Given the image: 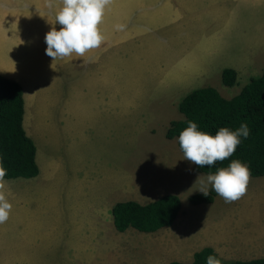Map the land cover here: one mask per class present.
Masks as SVG:
<instances>
[{
  "label": "rangeland",
  "instance_id": "1",
  "mask_svg": "<svg viewBox=\"0 0 264 264\" xmlns=\"http://www.w3.org/2000/svg\"><path fill=\"white\" fill-rule=\"evenodd\" d=\"M61 7L0 0V73L25 87L40 167L33 178H3L12 208L0 224V264H169L204 247L222 261L264 257V176L250 175L231 203L192 204L198 174L208 173L166 136L194 88L230 98L262 73L264 0H111L101 46L53 61L45 35L61 27ZM227 67L238 71L234 86L223 83ZM167 193L182 201L173 226L116 229L115 203Z\"/></svg>",
  "mask_w": 264,
  "mask_h": 264
},
{
  "label": "trees",
  "instance_id": "2",
  "mask_svg": "<svg viewBox=\"0 0 264 264\" xmlns=\"http://www.w3.org/2000/svg\"><path fill=\"white\" fill-rule=\"evenodd\" d=\"M222 80L227 86L236 85L238 71L225 68ZM179 110L185 118L171 121L166 133L169 139L178 140L188 121L197 123L199 130L212 135L222 127L234 131L241 123H247L250 129L249 137L241 138L231 157L216 162L211 168L195 166L198 172L215 173L217 169L227 167L232 160H239L249 167L250 175L264 176V69L261 74L251 76L241 91L230 98L224 97L214 86L194 88L181 99ZM25 113L23 85L0 73V165L6 169V179L33 178L40 173L37 146L24 126ZM216 196L215 191L210 190L208 197L197 192L189 199L195 205L211 204ZM181 209L180 196L167 193L146 204L136 200L119 201L111 211L115 227L120 232L129 228L157 232L173 226ZM209 255L215 256L221 264H264V257L222 261L212 247L197 251L192 262L172 261L169 264H206Z\"/></svg>",
  "mask_w": 264,
  "mask_h": 264
},
{
  "label": "clouds",
  "instance_id": "3",
  "mask_svg": "<svg viewBox=\"0 0 264 264\" xmlns=\"http://www.w3.org/2000/svg\"><path fill=\"white\" fill-rule=\"evenodd\" d=\"M110 4L111 0H62V7L55 16V23L61 27L59 30L52 27L46 33V55L55 61L73 53L83 57L90 50L99 48L105 40L99 25ZM49 7H52L51 2ZM123 29L124 25H116L117 31ZM249 135L247 123H241L234 131L222 127L212 135L199 130L197 123L188 121V126L179 134L178 142L184 159L202 169L211 168L216 162L231 157L241 138L247 139ZM5 175L6 169L0 165V188ZM249 179V167L239 160H232L227 167L219 168L215 173L198 174L196 191L205 197L209 196L210 190L215 191L226 203H231L245 194ZM11 208V203L0 192V224L9 219ZM206 264H221V261L209 255Z\"/></svg>",
  "mask_w": 264,
  "mask_h": 264
},
{
  "label": "crops",
  "instance_id": "4",
  "mask_svg": "<svg viewBox=\"0 0 264 264\" xmlns=\"http://www.w3.org/2000/svg\"><path fill=\"white\" fill-rule=\"evenodd\" d=\"M121 43V41L118 43V44H120ZM3 74V73H2ZM5 75V74H4ZM6 76H8V75H6ZM9 77V76H8ZM18 79H20V78H18ZM17 80V79H16ZM21 80V79H20ZM17 81H19V80H17ZM20 82V81H19ZM21 83V82H20ZM22 84V83H21ZM24 87V86H23ZM24 98H25V107L27 106V98H26V92H25V87H24ZM137 201V200H136ZM139 202V201H138ZM141 203V202H140ZM143 204V203H142ZM146 204V203H145ZM18 260H20V259H17L16 261H15V263L16 262H18ZM10 261H11V259H10ZM14 263V264H15Z\"/></svg>",
  "mask_w": 264,
  "mask_h": 264
}]
</instances>
